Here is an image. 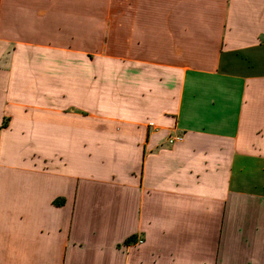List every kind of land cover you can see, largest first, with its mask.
I'll list each match as a JSON object with an SVG mask.
<instances>
[{
	"label": "crops",
	"instance_id": "obj_1",
	"mask_svg": "<svg viewBox=\"0 0 264 264\" xmlns=\"http://www.w3.org/2000/svg\"><path fill=\"white\" fill-rule=\"evenodd\" d=\"M0 264H264V0H0Z\"/></svg>",
	"mask_w": 264,
	"mask_h": 264
},
{
	"label": "built area",
	"instance_id": "obj_2",
	"mask_svg": "<svg viewBox=\"0 0 264 264\" xmlns=\"http://www.w3.org/2000/svg\"><path fill=\"white\" fill-rule=\"evenodd\" d=\"M180 140H182V137L181 136H176V137L171 139V143H174V142H177V141H180Z\"/></svg>",
	"mask_w": 264,
	"mask_h": 264
},
{
	"label": "trees",
	"instance_id": "obj_3",
	"mask_svg": "<svg viewBox=\"0 0 264 264\" xmlns=\"http://www.w3.org/2000/svg\"><path fill=\"white\" fill-rule=\"evenodd\" d=\"M56 204H57V202H55ZM135 241V239L134 238H130V239H128L127 240V242H126V244L127 245H130L132 242H134Z\"/></svg>",
	"mask_w": 264,
	"mask_h": 264
}]
</instances>
